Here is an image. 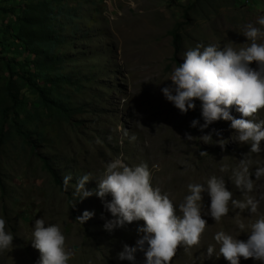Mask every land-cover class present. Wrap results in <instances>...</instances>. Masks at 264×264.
I'll return each instance as SVG.
<instances>
[{
  "label": "rangeland",
  "instance_id": "1",
  "mask_svg": "<svg viewBox=\"0 0 264 264\" xmlns=\"http://www.w3.org/2000/svg\"><path fill=\"white\" fill-rule=\"evenodd\" d=\"M48 1L60 43L55 47L59 61L51 62L56 69L48 71L51 80L45 81L34 64L42 54L34 56L12 39L16 15L28 1L0 0V107L7 101L4 86L10 74L6 64L20 75L27 69L48 88V99L57 102L44 105L37 93L12 76L19 105L16 119L13 113L7 115V135L0 146V218L14 239L12 247L0 252V264H37L40 253L32 247V233L40 218L46 226H60L66 247L73 252L68 264H146L140 250L133 253L134 260L118 257L125 245L136 247L143 220L108 231L105 223L116 217L102 200L96 195L82 201L74 196L79 177L89 175L85 188L96 189L107 163L117 157L130 167L147 164L152 186L169 195L177 215H181L179 204L189 194L188 184L206 186L212 176L224 180L233 200L243 201L246 195L258 200L254 214L234 208L230 201L228 214L215 222L209 214L210 196L202 193L205 231L198 245L179 246L171 262L229 264L223 256L216 258L220 244L214 236L224 231L246 241L249 229L241 230L239 225L248 226L264 216V176L255 177L256 169L264 167V141L259 153L250 152L251 142H238L231 121L223 119L202 132L201 102L195 100V109L182 114L161 89L172 85L170 75L189 49L197 45L222 49L229 42L238 49L248 43L242 28L249 23L261 27L257 20L264 15V0ZM258 43H264V38ZM250 66L257 67L255 62ZM230 114L242 118L235 106ZM249 119L264 120V109ZM193 120L199 121L195 128ZM15 123L26 137L14 131ZM185 133L196 138L189 141ZM210 133L213 141L209 144L198 138ZM220 139L223 148L215 142ZM201 151L208 155L201 156ZM241 160L253 180L251 193L237 188L232 178ZM67 174L72 180L65 190L63 176ZM111 199L110 194L105 197ZM84 211L94 215L82 225L76 218ZM209 245L215 248L210 259ZM240 264L264 262L241 258Z\"/></svg>",
  "mask_w": 264,
  "mask_h": 264
},
{
  "label": "clouds",
  "instance_id": "2",
  "mask_svg": "<svg viewBox=\"0 0 264 264\" xmlns=\"http://www.w3.org/2000/svg\"><path fill=\"white\" fill-rule=\"evenodd\" d=\"M256 27L249 23L242 28V35L247 38L243 47L234 48L229 42L222 49L215 45H197L184 54L183 63L174 67L170 80L172 85L161 89L167 101L182 113L195 109V100L201 102V112L204 124L200 126L203 132L213 122L223 119L231 121V128L238 133L237 141L242 144L249 142L250 152L261 151V141H264V120L254 122L249 117L264 109V43L258 40L264 38V15L260 16ZM255 62L256 68L250 65ZM232 106L242 118H234L230 114ZM198 120L191 122L195 128ZM217 136L221 133L215 129ZM187 140L192 141V135L185 133ZM203 143L209 144L212 135L198 137ZM134 140L135 137L133 136ZM223 139L215 141L223 148ZM201 156L208 155L201 151ZM264 176V167L256 169L255 177ZM237 188L245 193L253 191V180L247 164L241 160L240 166L233 170L232 176ZM72 175L63 176V185L67 190ZM91 180L85 174L77 179L74 196L82 201L96 195L111 212L115 220L107 221L105 229L112 231L115 227L133 221H144V226L138 228L142 234L136 247L124 246V251L118 254L119 259L134 260L137 250L143 251L146 264H171L179 246L187 248L196 246L205 231L207 221L201 215L202 193L210 196L209 214L219 222L229 212V202L241 211L248 209L251 213L258 210L259 201L252 196L245 200H233L232 192L228 190L223 179L212 176L206 186L200 183H189L188 193L179 204V212L167 193L159 187L152 186V176L148 165L130 167L121 157L111 160L106 165L102 177L98 180L96 189L87 190L85 185ZM110 194L111 201L105 197ZM75 205H73L74 207ZM93 212L84 211L76 218L82 225L92 218ZM241 230L249 229L247 240L238 239L224 231L215 234L214 239L220 244L219 259L223 256L229 264H240L244 260L253 259L264 262V216H260L250 225H239ZM32 247L39 251L37 264H68L73 252L66 247V237L59 225H45L40 218L34 223ZM13 235L6 231V221L0 218V252L13 246ZM145 245H147L145 249ZM215 248L209 245L207 258H212Z\"/></svg>",
  "mask_w": 264,
  "mask_h": 264
},
{
  "label": "trees",
  "instance_id": "3",
  "mask_svg": "<svg viewBox=\"0 0 264 264\" xmlns=\"http://www.w3.org/2000/svg\"><path fill=\"white\" fill-rule=\"evenodd\" d=\"M24 1H28V3H26L21 14L16 15L17 28L12 39L19 40L21 44H23L24 51H28L30 54H33L34 56L42 54L40 58L34 61L35 67L39 71L38 75L43 76L45 81L51 80L46 74L48 71L56 69L51 65V62L59 61V57L55 54V47L60 43V38L56 34L57 27L54 23L55 16L52 14V6L48 0ZM1 52L2 50H0V53ZM6 66L10 77L4 86V94L7 101L5 105L0 107V146L3 144L4 137L7 135V115L13 113L14 119L18 116V87L16 82L12 79V76H16V78L22 81V84H27L33 93H37L40 102L44 105H57L56 101L48 99V88L45 85H40L34 78L33 74L27 69H24V73L20 75L19 72L13 71L9 64H6ZM14 127V131L17 134L22 137L27 136L21 131L17 123H15ZM31 148H34V145L31 144ZM44 164L47 165L45 160ZM54 176L56 182L60 183V180L55 173Z\"/></svg>",
  "mask_w": 264,
  "mask_h": 264
}]
</instances>
